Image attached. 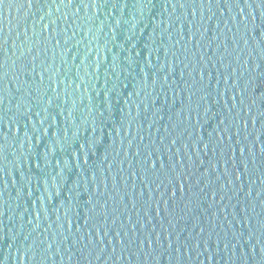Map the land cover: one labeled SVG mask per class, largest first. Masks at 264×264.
I'll return each instance as SVG.
<instances>
[{
	"label": "water",
	"instance_id": "1",
	"mask_svg": "<svg viewBox=\"0 0 264 264\" xmlns=\"http://www.w3.org/2000/svg\"><path fill=\"white\" fill-rule=\"evenodd\" d=\"M0 264H264V0H0Z\"/></svg>",
	"mask_w": 264,
	"mask_h": 264
}]
</instances>
